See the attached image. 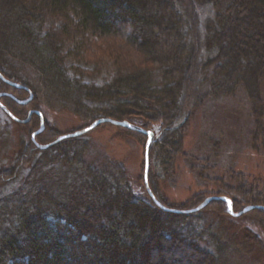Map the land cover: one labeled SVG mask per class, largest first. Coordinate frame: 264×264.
Listing matches in <instances>:
<instances>
[{
    "label": "trees",
    "instance_id": "trees-1",
    "mask_svg": "<svg viewBox=\"0 0 264 264\" xmlns=\"http://www.w3.org/2000/svg\"><path fill=\"white\" fill-rule=\"evenodd\" d=\"M104 57L116 65L109 82L97 86L69 77L70 61L101 64ZM17 67L35 73V80L18 79L12 82L21 88H11L21 97L31 95V103L44 93L51 104L90 124L126 121L137 130L116 127L145 142L141 131L154 134L148 166L152 157L164 174L181 152L186 120L204 102L239 90L255 118L249 120L251 145L255 149L261 137L264 144L259 121L264 119V0H0V74L13 80L5 71ZM4 101L3 107L22 120ZM16 101L22 114L24 105ZM26 132L27 141H19L9 165L0 168V191L17 186L0 194V264L234 262L238 247L221 224L200 212L186 213L195 207L168 206L152 189L156 178L151 181L149 168L152 194L166 210L121 170L100 169L80 158L86 145L74 142L89 132L46 149L37 144H51L59 135L47 143H39L38 135L33 143V132ZM51 150L56 153L49 155ZM225 190L215 195L230 199L234 213L252 205L264 208L263 194L236 190L233 196ZM208 207L229 215L222 201ZM176 208L182 212L168 211ZM250 213L260 217L264 236V211ZM243 232L245 247L261 237L250 224Z\"/></svg>",
    "mask_w": 264,
    "mask_h": 264
},
{
    "label": "rangeland",
    "instance_id": "rangeland-1",
    "mask_svg": "<svg viewBox=\"0 0 264 264\" xmlns=\"http://www.w3.org/2000/svg\"><path fill=\"white\" fill-rule=\"evenodd\" d=\"M58 24L59 22H57ZM106 58L104 57L105 61L101 64L70 61L67 64L69 77L97 86L109 82L115 75L116 65L111 60L106 61ZM131 62H134V60H131ZM75 68H79L82 72H76ZM5 72L13 79H10L11 81L6 80L2 76L8 82L17 81L18 79H36L35 73L24 67H17L16 70L6 69ZM209 80H211V77H209ZM209 80L206 79L207 82L205 81V90L209 89L208 85L211 83ZM11 88L13 87L3 81L2 84L0 83V153L3 156V158H0V168L9 165L11 155L15 154L18 149L19 141H27L26 130L28 129L29 132L34 133L40 128L35 114H32L29 121L26 122L28 124L26 128L21 126L22 123H14L12 118L2 109V104L5 105L8 102L4 100H9L10 104L13 105L12 108L16 110L18 118L24 119L25 117L26 120L28 117L26 112L29 110L39 112L42 115L44 128L38 134L42 135V140L38 141L39 143H47L53 140L56 135L71 134L79 131V129L81 130L88 124L91 125L90 120L87 121L86 118V120H83V118L69 113L68 109L51 104L47 99L49 95L37 94V98L31 103V95L29 98L25 95L21 97ZM261 94L264 95V81L261 84ZM262 97L264 100V96ZM16 100L23 102L24 106L21 108L24 112L22 114H19L21 109L17 108ZM216 101L214 103L204 102V105L186 120L187 129L182 133L181 152L173 159V168L168 171V174H164L156 166L154 158L150 157L149 171L151 176L149 178H151V181L156 178L151 187L168 206L196 208L202 203L203 198L217 197L215 194L223 189H226L224 192H230L233 196L236 190L244 193L254 190L253 192L264 195V144L260 142L261 137L260 141H257V145L254 146L255 149L251 145L249 134L253 128L252 121H249L250 118L252 119L250 112H248L249 101L240 90ZM208 102H210L209 105ZM29 103L31 104L28 105ZM33 103L37 106H32ZM262 103L264 108V102ZM36 108H39V111ZM252 120H255V118L253 117ZM259 121L264 123V119H259ZM106 124L109 123L99 124L86 136L74 142V145H86V152L83 155L81 154L80 158L93 163L100 169L108 170L114 167L121 170L129 183L135 185L143 194L141 189L144 188L146 191L143 177L147 141L145 142L144 139L132 133H125L115 125ZM136 130L134 128V131ZM38 135L34 137V140L31 138L33 143H37L35 138ZM153 138L154 134H151V140ZM46 145L51 146L52 144ZM80 148L77 147L78 150H76L79 151ZM55 153L56 151L51 150L49 155ZM39 156H41V153L38 154ZM199 157H203V159L206 157V161L201 162V160H198ZM202 164L205 165L202 166ZM24 172L27 175L28 171L25 170ZM25 175L23 174V176ZM147 181L148 189L152 193L149 180L147 179ZM16 187V184L4 187L0 194L4 196ZM197 200L202 201L199 204ZM256 206L261 205H255L254 207ZM205 208L197 212L204 214L210 222L217 225L221 224L226 232V237L228 236L235 247H238L239 251L236 254L233 253V259L231 257L234 261L230 262L231 264H235V260L239 258L237 264H264V236L258 224L260 217L253 216L249 211L242 214L241 218L236 219L230 217L224 211L220 212L216 207H208L207 205ZM178 210L180 209L176 211ZM256 210L259 209L255 208L251 211ZM246 224H250L261 235V237H257L258 241L253 240L250 243L252 248L245 247L246 244L242 245V242L244 243L243 230H245ZM201 226H203L202 223ZM201 245L205 247L203 244Z\"/></svg>",
    "mask_w": 264,
    "mask_h": 264
},
{
    "label": "water",
    "instance_id": "water-1",
    "mask_svg": "<svg viewBox=\"0 0 264 264\" xmlns=\"http://www.w3.org/2000/svg\"><path fill=\"white\" fill-rule=\"evenodd\" d=\"M0 79L3 81V82H5V83H7L8 85H10V86H12L13 88H21V86L20 85H18V84H16V83H12V82H8V81H6L3 77H2V75L0 74ZM20 104H23V102H19ZM1 106V105H0ZM2 109L6 112V114L9 116V117H11L12 118V120L13 121H16V122H19V123H22V124H24V123H26V122H28L29 121V119H30V116L32 115V114H35V115H37L39 118H40V128H39V130L38 131H36V132H34V133H32V135H31V138H32V140H34V137L36 136V135H38V134H40L42 131H43V128H44V122H43V119H42V115L39 113V112H36V111H30L29 113H28V117H27V119L26 120H18V119H16V118H14L4 107H2ZM103 123H109V124H111V125H115V126H120V127H123V128H126V129H129V130H134V127H132L128 122H126V121H122V122H118V121H114V120H112V119H108V118H106V119H98V120H96V121H94L90 126H88L87 128H85V129H83V130H81V131H77V132H74V133H72V134H67V135H62V136H59L53 143H51V144H55V143H57V142H59V141H62V140H64V139H68V138H72V137H78V136H81V135H83V134H86V133H88V132H90V131H92L96 126H98L99 124H103ZM142 133L143 134H145L148 138H147V142H146V145H145V165H144V185L146 186L145 188H146V191H147V193H148V195L150 196V198L152 199V201L158 206V207H160L162 210H166L165 208H163L161 205H159L157 202H156V200H155V198H154V196H153V194L150 192V190L148 189V181H147V179H148V168H149V166H148V151H149V145H150V142H151V133L150 132H143L142 131ZM50 145H45V146H41V145H37V148H39V149H46V148H48ZM211 201H222V202H224L226 205H227V210H226V212L230 215V216H232V217H239V216H241L242 214H244V213H247V212H249V211H251V210H253V209H259V210H263L264 211V208L263 207H259V206H256V207H254V206H248V207H246L245 209H243L241 212H239V213H234L233 212V210H232V203H231V201L228 199V198H226V197H210V198H207L206 200H204L198 207H196V208H194V209H192V210H189V211H186V213H194V212H197V211H199V210H201V209H203V208H205ZM168 211H171V212H174V213H179V211H176V210H168Z\"/></svg>",
    "mask_w": 264,
    "mask_h": 264
}]
</instances>
